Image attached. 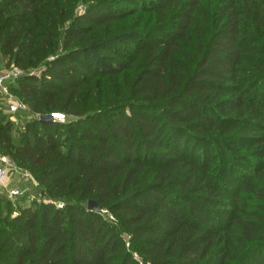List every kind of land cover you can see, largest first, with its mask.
Instances as JSON below:
<instances>
[{
	"label": "trees",
	"instance_id": "trees-1",
	"mask_svg": "<svg viewBox=\"0 0 264 264\" xmlns=\"http://www.w3.org/2000/svg\"><path fill=\"white\" fill-rule=\"evenodd\" d=\"M205 1L159 0L153 30L115 51L130 16L109 4L0 0V50L55 56L12 91L74 117L67 149L64 120L40 121L39 136L30 124L33 140L16 144L0 117V151L51 197L4 222L0 264H264V0H220L212 32Z\"/></svg>",
	"mask_w": 264,
	"mask_h": 264
},
{
	"label": "rangeland",
	"instance_id": "rangeland-1",
	"mask_svg": "<svg viewBox=\"0 0 264 264\" xmlns=\"http://www.w3.org/2000/svg\"><path fill=\"white\" fill-rule=\"evenodd\" d=\"M159 0H71L73 4L75 5V11L77 13H84L88 6L91 4H102V5H110V8L114 14H128L130 17L128 20H123L122 22L117 23L113 27L112 33L117 35L119 34L117 39L113 41V48L115 51L122 50L124 48H129V42H135V39H132L131 36H128L125 34L128 31H135L137 32L138 38H142L143 36H146L148 32L153 30L154 26L156 25V21H151V12L153 6L158 2ZM220 5V0H208L204 2L203 5V15H201V18H206L209 22L208 28L209 32L213 31L214 27V21H215V14L217 7ZM202 29L205 31L207 28H205L204 23L201 24ZM167 32V31H166ZM61 39L59 40V45L56 44V48L58 49L57 52L61 53L63 52V36L66 37L65 27L61 28ZM164 34V33H163ZM162 36V35H161ZM25 42H30L31 38L23 39ZM22 40V42H23ZM22 49L24 50V53L21 57V55L17 54V51H15L14 55H5L0 50V69H7L9 71H13L14 68H19L22 71V75L24 76H34L36 80H39L44 74V70L46 69L47 62L52 59L53 53L48 54L47 57H38L34 54H31L30 52L26 51V46H23ZM130 49V48H129ZM23 52V51H22ZM99 50H95L93 53H98ZM79 60H93L91 54L84 53L78 57ZM7 61L10 63L7 64ZM97 66H100L99 63H95ZM22 75H20L18 78H20ZM123 78V82L126 83L127 80H130V78L127 77V80L125 77ZM15 82V81H14ZM12 84V83H11ZM85 94H86V100L89 99L88 97L93 94H97L98 96L104 95L105 91L107 90V83L101 82L100 85H96L94 89H87L85 88ZM13 92V91H12ZM14 97L17 99H20L23 101L24 107L21 108L19 111L13 113L10 111L9 107V100H5L0 96V117L1 121L4 123L11 122L12 123V129L11 134L13 136V142L16 144H23L25 142V139L31 138L33 133H29L27 128L28 125L31 124L34 128V133L36 135H42L44 134V130L42 125H40V118L43 114L42 112L36 110L31 102L28 99H24L22 96L17 94L16 92H13ZM60 112V111H56ZM52 115V113H50ZM71 118H74L67 114V116L64 119V123L66 124L69 122ZM59 125L58 130H54V132L57 135L62 136V141L64 142V145H62L63 149H67V145L65 144L68 140V137L70 136L69 128L66 125ZM39 132V133H38ZM38 133V134H37ZM188 148V147H186ZM189 152H192L196 150V154H201L202 150H204L203 145L199 143L196 140H193V142L190 144L188 148ZM1 152V151H0ZM216 163L218 161H215ZM26 171L32 174L34 178H36L35 174L28 168H25ZM37 179V178H36ZM39 182V181H38ZM50 195L45 190V187L42 186L39 182V185L37 187H34L32 189V193H26L19 197H12L6 189L0 187V216H2L3 221L0 219V228L7 229V225H4V222L10 221L11 216H17L25 211V208H37L41 203L49 202L50 201ZM61 202L66 203L64 200H58ZM89 203V201H88ZM56 204V201L54 202ZM100 212H103L107 217H110L114 219V215H112L107 209L103 208L99 210ZM8 230V229H7ZM264 252V251H263ZM135 257L138 259H142V256L135 252Z\"/></svg>",
	"mask_w": 264,
	"mask_h": 264
},
{
	"label": "built area",
	"instance_id": "built-area-1",
	"mask_svg": "<svg viewBox=\"0 0 264 264\" xmlns=\"http://www.w3.org/2000/svg\"><path fill=\"white\" fill-rule=\"evenodd\" d=\"M22 75L19 68H14L13 71L0 69V96L9 100L10 111L15 113L24 107L23 101L14 97L11 89V83L16 81ZM55 120H64L66 115L61 112L52 113ZM39 182L14 161L10 155L0 152V187L12 197H19L26 193H32V189L37 187ZM56 204L63 208L64 202L56 201Z\"/></svg>",
	"mask_w": 264,
	"mask_h": 264
},
{
	"label": "water",
	"instance_id": "water-1",
	"mask_svg": "<svg viewBox=\"0 0 264 264\" xmlns=\"http://www.w3.org/2000/svg\"><path fill=\"white\" fill-rule=\"evenodd\" d=\"M54 117L51 114H42L40 121L41 122H47V121H54ZM88 209H93V210H100L102 209V205H100L95 199L89 200L88 203Z\"/></svg>",
	"mask_w": 264,
	"mask_h": 264
}]
</instances>
